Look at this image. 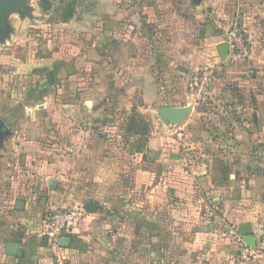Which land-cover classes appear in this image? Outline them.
Listing matches in <instances>:
<instances>
[{"label": "rangeland", "instance_id": "374dc122", "mask_svg": "<svg viewBox=\"0 0 264 264\" xmlns=\"http://www.w3.org/2000/svg\"><path fill=\"white\" fill-rule=\"evenodd\" d=\"M158 1L16 0L14 9L3 11L0 119L6 127L17 120L11 123L14 137L3 145L0 208L8 206L3 199L10 183L27 179L26 144L57 157L63 143L72 147L78 136L119 170L131 168L159 139L179 148L185 169L212 165L246 181L264 175V74L247 75L249 56L225 62L197 57L202 43L186 47L178 36L181 0ZM168 9L173 21L163 12ZM183 46L194 57L187 67L176 61ZM27 51L52 59L56 71L31 105L21 102L20 84L6 69L23 63ZM254 63L264 68L256 58ZM205 70L211 75L198 93L192 84ZM165 107L187 110L179 120L165 121L159 112ZM31 156L34 164L38 153Z\"/></svg>", "mask_w": 264, "mask_h": 264}, {"label": "crops", "instance_id": "0c3cea01", "mask_svg": "<svg viewBox=\"0 0 264 264\" xmlns=\"http://www.w3.org/2000/svg\"><path fill=\"white\" fill-rule=\"evenodd\" d=\"M180 3L182 45L202 43L197 57L213 62L220 59L219 47L227 44L222 30L236 28L251 51L242 69L247 75L264 74L263 67L253 66L254 58L264 63V53L255 55L257 47L264 52V0ZM172 10L163 12L171 15ZM184 46L176 61L187 67L194 57ZM11 120L9 127L4 125L7 133L0 135V161L5 141L14 137L11 123L17 118ZM81 140L78 136L72 147L63 143L57 157L25 142L27 179L17 176L10 183L3 199L8 206L0 208V264H248L240 259V242L246 244L238 228L249 225L255 243L260 241L264 175L246 181L212 165L185 169L179 148L159 139L149 143L131 168L119 170ZM74 207L85 216L54 256L50 241L38 235L39 222L49 211Z\"/></svg>", "mask_w": 264, "mask_h": 264}, {"label": "built area", "instance_id": "2783aa9c", "mask_svg": "<svg viewBox=\"0 0 264 264\" xmlns=\"http://www.w3.org/2000/svg\"><path fill=\"white\" fill-rule=\"evenodd\" d=\"M226 43L229 46L227 60L237 61L247 58L249 51L245 45L242 33L234 28L226 33ZM211 72L205 70L202 73V80L198 82L194 78L192 90L198 89L201 93L203 85L208 81ZM85 216L83 209L74 207L68 210H52L44 215L39 222L40 237H45L50 241V250L54 256L58 255L59 243L65 238L68 231ZM240 259L243 263L248 264H264V230L262 231L261 239L255 243L254 247H248L241 243ZM243 245V246H242Z\"/></svg>", "mask_w": 264, "mask_h": 264}, {"label": "trees", "instance_id": "16d2710c", "mask_svg": "<svg viewBox=\"0 0 264 264\" xmlns=\"http://www.w3.org/2000/svg\"><path fill=\"white\" fill-rule=\"evenodd\" d=\"M27 55L23 63L14 64L12 68L7 67L6 69L14 71L15 78L21 87V101L26 105H31L39 101L47 86L53 83L56 71L55 62L47 56H42L40 52L27 51ZM35 61H40L39 65L33 64ZM15 68L18 70L15 71Z\"/></svg>", "mask_w": 264, "mask_h": 264}, {"label": "water", "instance_id": "95a60500", "mask_svg": "<svg viewBox=\"0 0 264 264\" xmlns=\"http://www.w3.org/2000/svg\"><path fill=\"white\" fill-rule=\"evenodd\" d=\"M16 0H0V23L2 22V13L4 10H11L16 7ZM219 55L222 62H225L228 57L229 46L228 44L222 45L219 47ZM160 115L163 117L165 121H176L179 120L182 115L185 113L182 107H165L160 111ZM7 132L2 120H0V135ZM240 236L243 238V242L248 247L255 246V240L251 235L250 226L247 224L241 225L238 228ZM64 240L60 241V245H62ZM15 247V246H14ZM13 246L11 248H14ZM10 248V247H9ZM8 248V249H9ZM10 248V249H11Z\"/></svg>", "mask_w": 264, "mask_h": 264}]
</instances>
